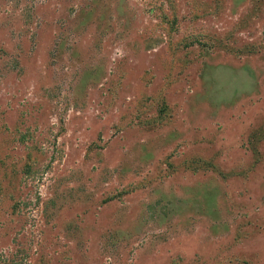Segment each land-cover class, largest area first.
I'll return each instance as SVG.
<instances>
[{"label":"rangeland","instance_id":"1","mask_svg":"<svg viewBox=\"0 0 264 264\" xmlns=\"http://www.w3.org/2000/svg\"><path fill=\"white\" fill-rule=\"evenodd\" d=\"M0 264H264V0H0Z\"/></svg>","mask_w":264,"mask_h":264}]
</instances>
